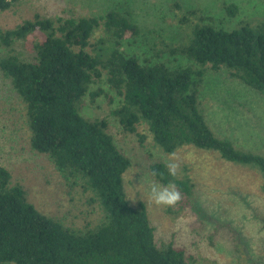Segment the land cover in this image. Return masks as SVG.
Wrapping results in <instances>:
<instances>
[{
    "label": "trees",
    "instance_id": "trees-1",
    "mask_svg": "<svg viewBox=\"0 0 264 264\" xmlns=\"http://www.w3.org/2000/svg\"><path fill=\"white\" fill-rule=\"evenodd\" d=\"M14 1L0 0V9ZM223 8L230 17L238 14L235 3ZM205 19L199 9L182 11L178 22L186 27L185 40L163 49L185 55L192 61L186 67L143 63L125 53L122 39L138 35L139 28L117 10L56 21L36 14L14 28L0 29V72L21 102L31 148L73 182H81L101 210L94 224L69 226L34 206L24 186L0 165V263L195 264L184 247L156 240L145 205L127 198L124 175L130 157L114 142L105 120L82 114L83 99L99 81L113 93L117 105L111 112L124 130L134 132L145 123L167 154L180 149L212 153L253 169L264 190V154L219 135L200 99L210 70H226L231 79L264 96V18L242 19L231 29ZM99 91L106 92L90 94ZM167 165L154 160L152 178L174 185L182 204L192 205L191 175H170Z\"/></svg>",
    "mask_w": 264,
    "mask_h": 264
},
{
    "label": "rangeland",
    "instance_id": "rangeland-1",
    "mask_svg": "<svg viewBox=\"0 0 264 264\" xmlns=\"http://www.w3.org/2000/svg\"><path fill=\"white\" fill-rule=\"evenodd\" d=\"M176 3L183 12L199 9L205 23L224 29L242 19L264 18V0H15L10 8L0 9V29L14 28L36 14L56 21L117 10L139 28L138 35L128 33L122 39L125 53L143 63L163 61L170 67H186L192 61L185 55L163 50L185 40L186 27L178 22L182 11ZM224 3H235L238 14L226 15ZM99 89L106 92L99 91L95 97L90 94ZM113 99V93L99 81L83 99L81 112L90 119L105 120L114 142L130 157L131 167L124 175L127 198L133 205H145L156 240L184 247L195 264L264 263L261 175L212 153L187 149L165 153L153 141L147 124H137L134 132L123 129L111 112L117 105ZM200 99L208 122L219 135L229 137L238 147L264 154V96L231 79L226 70H210ZM156 159L176 163L177 173L191 175L195 183L192 205L182 204L180 199L172 205L154 202L152 187L163 186L149 172ZM0 165L9 170L13 182L24 186L34 206L63 223L80 228L100 218L99 205L90 201L81 182H73L31 148L21 102L1 72Z\"/></svg>",
    "mask_w": 264,
    "mask_h": 264
},
{
    "label": "clouds",
    "instance_id": "clouds-1",
    "mask_svg": "<svg viewBox=\"0 0 264 264\" xmlns=\"http://www.w3.org/2000/svg\"><path fill=\"white\" fill-rule=\"evenodd\" d=\"M166 167L170 175L176 174L178 167L176 163L170 162ZM150 195L157 204L172 205L180 199V192L176 190L174 185L153 186Z\"/></svg>",
    "mask_w": 264,
    "mask_h": 264
}]
</instances>
